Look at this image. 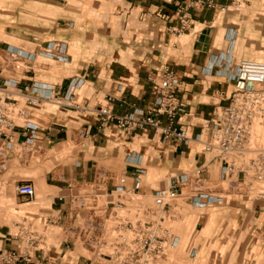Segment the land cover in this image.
Returning a JSON list of instances; mask_svg holds the SVG:
<instances>
[{
	"label": "crops",
	"instance_id": "0c3cea01",
	"mask_svg": "<svg viewBox=\"0 0 264 264\" xmlns=\"http://www.w3.org/2000/svg\"><path fill=\"white\" fill-rule=\"evenodd\" d=\"M192 1L0 0V35L5 37L0 51L21 52L18 58L25 64L20 73L10 74L0 64V81L14 83L21 94L31 86L42 101L30 112L38 128L34 145L52 157L36 166L42 180L8 183L14 192L6 195L12 204L0 208V252L27 253L29 264H88L71 255L78 248L65 239L55 244L45 238L41 250H27L22 241L21 233L35 229L37 221L62 223L67 206L59 197L69 193L71 183H100L111 191L118 186L117 173L127 190L139 178V195L148 198L199 168L204 179L223 181L221 163L211 161L202 148L215 112L230 104L239 63L232 48L237 30L230 26V13L219 8L240 6L236 0H211L216 9L188 8L190 19L182 24L177 11ZM244 4L252 8L250 2ZM165 71L178 81L181 107L174 128L187 143L175 138L163 142L161 130L126 132L113 123L101 125L97 112L103 107L116 116L153 108L152 93ZM68 93L84 110L57 104L56 97ZM75 133L80 135L77 144ZM15 153L13 146L0 167V182L13 168L25 166ZM100 174L111 177L99 181ZM20 182L45 193L26 202L15 191ZM186 201L191 209L207 208ZM173 205L165 209L168 216ZM228 208L221 228H210L212 236L200 239L220 255L207 264H264V200L245 199Z\"/></svg>",
	"mask_w": 264,
	"mask_h": 264
},
{
	"label": "built area",
	"instance_id": "2783aa9c",
	"mask_svg": "<svg viewBox=\"0 0 264 264\" xmlns=\"http://www.w3.org/2000/svg\"><path fill=\"white\" fill-rule=\"evenodd\" d=\"M188 8L216 9V5L211 0H196L179 7L177 12L181 15L182 24L190 19ZM219 11L226 12L227 9L222 7ZM8 55L10 58L23 56L21 52L12 51H9ZM25 57L30 59V56ZM158 81L152 93L153 108L146 113L133 112L116 116L103 107L97 112L101 125L113 123L118 129L126 132L146 128L161 130L163 142L175 138L187 143L188 138L184 133L174 128L175 118L181 107L177 95L178 81L171 71L163 72ZM233 81L234 91L230 104L215 112L212 133L203 143L202 150L210 156L211 161L221 163L222 182L229 181L230 188L237 191L236 196L241 200H264V148L253 149L248 141L255 122L264 114V61H240ZM16 90L14 83L0 81V138L3 139L0 144V167L5 166L11 147L30 153L37 139L38 128L32 122L30 112L39 107L42 101L34 95L31 86H26L23 94L17 93ZM56 99L59 101L58 105L84 110L74 102L72 93ZM163 120L166 124H163ZM208 182L209 180L203 177V168L190 175H184L179 181L172 182L154 193V208L164 213L171 203L184 195L185 190L190 192L189 198L195 206L230 204L227 200V197L232 196L229 188L221 194H215L208 190ZM99 184L71 183L68 184L69 193L59 197V201L67 206L65 218L61 219L65 241L93 253L98 257V263L155 264L172 238L171 234L159 225L163 223L164 218L161 216L157 223H152L150 217L155 212L140 204L134 206L132 218H119L115 210L117 202L110 200L114 194L140 196L139 178L130 190L119 184L113 190L105 191ZM15 191L26 202H32L36 197L35 188L29 182L18 183ZM159 229H162V235L157 234ZM21 236L27 250L42 249L44 236L36 230L21 233ZM176 242L174 238L172 244L175 245ZM27 257V253L1 251L0 264H29ZM80 257L89 264L94 263L91 258Z\"/></svg>",
	"mask_w": 264,
	"mask_h": 264
},
{
	"label": "rangeland",
	"instance_id": "374dc122",
	"mask_svg": "<svg viewBox=\"0 0 264 264\" xmlns=\"http://www.w3.org/2000/svg\"><path fill=\"white\" fill-rule=\"evenodd\" d=\"M240 7L234 9H228L231 18L230 26L237 30L232 36V48L235 53V62L238 63L242 60H258L264 61V0H236ZM245 1L251 3L252 8L246 6ZM5 40L3 34L0 35V42ZM10 44H14V41H8ZM0 64L11 73H20L22 69L25 68V64L18 57H11L8 53L0 51ZM8 74V73H4ZM263 123L264 125V114L257 120L252 128V133L249 138V146L253 149L264 148V131H255L256 123ZM80 141V135L74 134V143L77 144ZM16 157L22 159L25 162V166L22 165L18 168H13L12 171L7 174L6 179L0 182V208L6 205H11L12 202L6 198V195L14 192V186L8 183H12L13 180H42V171L38 170L36 166L40 164H48V161L52 159L51 155L39 144H35L32 147V152L27 153L24 150L16 148ZM24 166V167H23ZM111 176L99 175V181L107 180ZM114 178L117 180L114 183L119 185V174L116 173ZM11 179V181H9ZM6 182V183H5ZM208 190L213 191L215 194H221L223 190H229L232 193L231 197H227L230 204L232 201L230 199H236L237 203H241L240 197L236 196L237 191H233L230 188L229 181H212L209 180L207 183ZM36 196L39 198L44 191H40L37 186H35ZM45 193V192H44ZM190 197V192L188 190L184 191V195L179 197L174 201L173 211L168 216L165 212L161 213L154 208V201L152 197L143 198L141 196L132 197L126 194H114L111 197V201L117 202L115 210L118 213L119 218H132V213L134 206L140 204L145 208H150L155 213L151 214L150 220L152 223L158 221L159 217H163V223L159 225L169 234L171 237L166 250L162 257H160L155 264H207L208 262L218 261L219 256L217 252L214 251L212 246H209L204 241L212 236V232L208 230L212 227L215 230L221 228L224 220H227L228 205H213L204 209H191L188 205L186 199ZM121 203V204H118ZM227 206V208H222ZM31 219H27L30 223ZM155 224V223H154ZM63 222L54 224L52 226L46 224L44 219L36 222V230L42 236H44V241L50 243L59 244L61 240L64 239L63 234ZM162 229H159L157 234L162 235ZM217 232V231H216ZM224 237L226 234L221 232L219 234ZM174 238L180 240L178 246L177 242L175 245L172 244ZM205 239L200 242V239ZM176 239V240H177ZM42 246V245H41ZM221 250V249H220ZM221 252V251H220ZM72 256H83L86 259L91 258L93 264H112L111 262L98 263V257L93 255L82 248H78L76 253L71 254ZM80 259H82L80 257ZM89 264V262L87 261Z\"/></svg>",
	"mask_w": 264,
	"mask_h": 264
},
{
	"label": "bare ground",
	"instance_id": "6f19581e",
	"mask_svg": "<svg viewBox=\"0 0 264 264\" xmlns=\"http://www.w3.org/2000/svg\"><path fill=\"white\" fill-rule=\"evenodd\" d=\"M257 61H258V60H257ZM261 124H263V123H261V122L256 123V125H255V131H256V132L264 131V125H263V127H262Z\"/></svg>",
	"mask_w": 264,
	"mask_h": 264
}]
</instances>
